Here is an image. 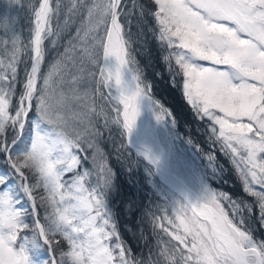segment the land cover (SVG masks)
Instances as JSON below:
<instances>
[{
    "label": "snow or ice",
    "instance_id": "6c2138e0",
    "mask_svg": "<svg viewBox=\"0 0 264 264\" xmlns=\"http://www.w3.org/2000/svg\"><path fill=\"white\" fill-rule=\"evenodd\" d=\"M29 3L27 43L0 40V161L7 165L0 175V186L7 185L0 187V264H30L25 231L47 246L45 264H264V240L245 223L241 201L208 186L197 201L185 197L162 207V216L153 213V229L170 237L159 247L162 259L133 257L105 209L116 173L97 142L100 127L115 126L120 149H130L142 100L157 122L172 116L153 99L132 54L129 17L137 10L141 22L152 18L172 86L182 88L195 117L208 122L210 139L231 157L264 229V0H131V8L128 0ZM65 36L45 70V41L51 37L49 46L58 49ZM30 122L29 143L20 137ZM86 150L92 169L78 171ZM135 155L128 172L141 162L150 174L163 168V150L147 140ZM243 207L250 216L248 203ZM57 237L68 245L60 259Z\"/></svg>",
    "mask_w": 264,
    "mask_h": 264
},
{
    "label": "trees",
    "instance_id": "16d2710c",
    "mask_svg": "<svg viewBox=\"0 0 264 264\" xmlns=\"http://www.w3.org/2000/svg\"><path fill=\"white\" fill-rule=\"evenodd\" d=\"M140 2L144 3L145 0H140ZM128 6L132 7L131 0H128ZM138 16V11L133 10L129 17L131 23L128 29V38L131 43L132 54L138 62V68L142 71L143 79L151 83L153 99L172 113V119L177 121L174 128L176 134L186 142L191 139L192 144H188L200 160L210 154L214 157L213 161L218 166L221 176L218 174L215 177L216 179L210 182L211 186L214 189L227 192L233 199L241 201L245 223L253 229V235L257 241L264 240V229L259 226L258 221L259 208L256 198L243 191V184L231 162V157L221 151L220 145L214 138L210 139L208 122L198 120L191 106L184 99L182 88L172 86L169 72L162 58L166 53L153 32L150 31V28L154 27L152 18L146 17L144 22H141ZM31 29L32 17L29 0H0V40H11L18 37L21 43H27L31 35ZM74 31L75 26L71 29V32L74 33ZM51 39L50 37L49 40L45 41V70L48 62L53 60L57 52L63 51L62 45L67 36L61 40V47L58 49L49 46ZM23 67L24 65L21 64V78L23 77ZM21 91L22 83H19L17 85V97ZM29 119L36 120L35 111L31 113ZM102 124L103 120L100 121L98 127ZM47 127V125H41L42 129H47ZM100 131L101 136L98 138V145L107 162L116 173L112 188L104 195L105 209L120 234L124 246L133 257L141 261H145L149 257L153 261L162 259L159 255V247L163 243H167L170 237L165 235L159 228L153 229V213L160 216L161 203L147 184V170L144 169L143 162H141L140 168L133 165V171L128 172L127 162L139 158L131 149H120L121 138L115 126L111 128V131L100 127ZM32 136L33 127L30 122L20 139L30 143ZM118 149L120 150L118 151ZM79 155L82 159V166L77 170L92 169L91 151L86 150L80 152ZM85 155L89 159H83ZM6 174L7 165L0 161V175ZM71 175L72 173H69L65 178L67 179ZM91 181L95 182V176L91 177ZM9 183H12V181L10 180ZM0 187H7V185ZM133 200L135 203H132ZM243 202L248 203L251 208L250 216L248 209L243 207ZM43 216L44 212L40 210L41 221ZM25 221L32 225L34 218L27 216ZM22 235L30 238L26 248L29 261L45 264L50 258L47 246L38 237L33 238L30 231H25ZM158 239L161 241L159 246L157 244ZM57 241H59V244L56 259H60L59 253L67 251L68 245L60 237H57ZM112 242L114 243V241Z\"/></svg>",
    "mask_w": 264,
    "mask_h": 264
},
{
    "label": "rangeland",
    "instance_id": "374dc122",
    "mask_svg": "<svg viewBox=\"0 0 264 264\" xmlns=\"http://www.w3.org/2000/svg\"><path fill=\"white\" fill-rule=\"evenodd\" d=\"M165 119L163 122H157L153 112L150 110L148 101L142 100L140 116L137 119V127L133 133L138 140H147L154 147L162 149L165 154L163 167L199 199L205 186L214 189L210 182L215 180L218 174L221 176L218 166L213 160L210 161L207 156L200 160L188 142L180 138L174 128H172V117L165 116ZM124 143L127 144V141L125 140ZM132 151L135 153L134 150ZM146 174L150 190L158 197L161 203L160 209L176 200L183 202L167 187L169 185L168 180L166 181L158 176L155 171L151 174L146 171ZM254 188L257 191L260 190L258 186H254ZM168 214L171 215L170 209ZM162 215L163 213L160 211V216ZM30 264L39 263L30 262Z\"/></svg>",
    "mask_w": 264,
    "mask_h": 264
},
{
    "label": "water",
    "instance_id": "95a60500",
    "mask_svg": "<svg viewBox=\"0 0 264 264\" xmlns=\"http://www.w3.org/2000/svg\"><path fill=\"white\" fill-rule=\"evenodd\" d=\"M136 146L138 144L132 143ZM131 148V147H130ZM132 149V148H131ZM133 150V149H132ZM156 174H158L161 177H164L168 180L169 185L167 186L172 192L176 191L179 193L178 196L182 201L184 200L185 197H187L191 201H197L198 198L193 195V193L187 189L173 174H171L167 169L164 167L160 171H155ZM174 190V191H173ZM43 242V241H42Z\"/></svg>",
    "mask_w": 264,
    "mask_h": 264
},
{
    "label": "bare ground",
    "instance_id": "6f19581e",
    "mask_svg": "<svg viewBox=\"0 0 264 264\" xmlns=\"http://www.w3.org/2000/svg\"><path fill=\"white\" fill-rule=\"evenodd\" d=\"M131 140H132V143H137V144H139L141 141L140 140H138L137 138H136V136H135V134L133 133L132 134V137H131ZM132 146H130L134 151H136V145H134V144H131ZM164 180H166L167 181V179L166 178H164V177H162ZM174 191V190H173ZM174 193L176 194V195H178L179 196V193L178 192H176V191H174Z\"/></svg>",
    "mask_w": 264,
    "mask_h": 264
}]
</instances>
